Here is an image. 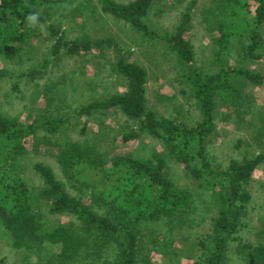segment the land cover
I'll return each mask as SVG.
<instances>
[{
    "label": "rangeland",
    "instance_id": "374dc122",
    "mask_svg": "<svg viewBox=\"0 0 264 264\" xmlns=\"http://www.w3.org/2000/svg\"><path fill=\"white\" fill-rule=\"evenodd\" d=\"M114 1L127 4L132 0ZM190 4L191 0H154L145 22L153 26L158 37L166 33L173 35L181 13ZM210 5L209 0L197 1L189 29L184 34L195 51V66L204 72L217 70L213 51L218 50L215 44L222 36V21L226 16L224 21L237 26L240 35L237 32L230 38L228 55L218 58V61L223 59L226 66L231 67L241 62L250 71L264 75V61L246 65L245 59L238 62L242 48L249 43L248 36L242 37L243 34L248 35L251 29L250 35L257 31L264 43V24L260 30L253 29L256 4L247 1L245 7L236 8L233 15L231 11L221 14L206 12ZM38 13L44 18L45 25L58 29V33L56 30V33H51L50 29H44V25L37 26L30 32L28 42L20 44L18 50L15 44L9 48L10 52L0 53V117L29 131L17 154H12V146L4 145L0 149V173H17L26 185L30 202L48 220L59 225L70 221L78 226L74 216L51 215L48 212L50 203L40 196L44 183L33 169L35 164L50 168L64 183L69 194L81 197L85 206L105 216L103 210L92 204L91 191L104 189L109 179L100 172V167L90 168L88 163L83 162L85 166H74L70 170L74 176L67 180L65 170L58 162L61 157L59 146L64 148L66 144L73 143L82 149L100 147L107 168L111 166V159L117 156L153 160L155 153H164V146L147 134H142L137 140L120 143L118 138L127 132L131 124L122 112L109 110L93 111L90 116L80 114V108L85 105L126 92L124 79L117 71V61L126 57L129 63H137L146 70L147 110L156 109L167 120L179 122L187 128L196 127L203 117L193 96V86L184 84L175 55L162 39L149 40L130 25L103 13L96 0L50 3L40 7ZM8 16L0 21L1 25L7 24ZM207 18L210 22L206 21ZM60 35L63 36L62 41L68 43L85 40L107 42L101 48L74 55L68 54L67 47L61 45L55 54ZM31 72H35V76L30 77L28 74ZM36 84L42 94L31 102L30 96L36 90ZM246 93L263 107L259 117L264 116V86L247 87ZM228 113L224 107H217L213 133L203 138L204 155L217 171L225 169L230 160L242 163L264 153V134L252 136L247 125L239 124L237 116L231 115L229 120H225ZM249 119L250 116L245 117V122ZM52 121H60L56 133L49 130ZM240 140L244 142L238 145ZM88 157L93 155L89 153ZM166 163L176 186L192 191L191 207L182 221L176 219L171 222V217L162 216L151 222L152 233L149 229L141 235L138 233L132 250L135 254L132 264H194L199 257L206 255L207 249L210 253L214 251L215 242L209 238L219 239L213 229L217 204L211 192L198 188L186 175L182 164L171 159H166ZM245 188L251 198L240 219L241 234L246 243L264 245V162L256 167ZM1 223L0 260H4L5 264L90 263H68L58 259L57 255L65 250L64 244L32 242L15 245ZM104 246L105 255L99 264H114L115 256L120 253L119 246L112 241ZM223 246L229 248L231 264H247L250 261V250L240 244L227 238Z\"/></svg>",
    "mask_w": 264,
    "mask_h": 264
},
{
    "label": "trees",
    "instance_id": "16d2710c",
    "mask_svg": "<svg viewBox=\"0 0 264 264\" xmlns=\"http://www.w3.org/2000/svg\"><path fill=\"white\" fill-rule=\"evenodd\" d=\"M96 1L103 13L130 25L149 40L162 39L168 45L183 73L184 84L194 88L193 96L203 119L196 127L187 128L179 122L167 120L156 109L147 110V72L137 63H129L126 57L121 58L117 61V71L124 79L126 92L85 105L79 112L89 116L93 111L122 112L131 124L126 128L127 132L118 138L120 143L137 140L142 134H147L164 146V153H155L153 160L117 156L111 159V166L107 168L104 166V155L100 147L82 149L73 143L66 144L64 148L59 146L61 157L58 162L64 168L67 180L74 176L70 170L74 166H85L84 163H88L90 168L100 167V172L109 179L104 189L91 191L92 204L103 210L105 216H100L85 206L81 197L69 194L64 183L50 168L35 164L33 169L44 183L40 196L50 203L48 212L51 215L74 216L75 220H78V226L70 221L66 225H59L48 220L30 202L26 185L20 181L17 173H0V221L5 232L13 239L15 245L32 242L64 244L65 250L58 254L57 258L68 263L87 261L89 264H99L105 255L104 244L112 241L120 248L114 264H132V259L135 258L132 250L136 246L138 233L141 235L142 232L150 230L151 222L162 216L171 217V222L176 219L182 221V217L191 207L192 191L177 187L171 179V170L166 163V159H171L184 166L186 175L198 188L210 191L217 204L213 229L219 239L211 236L209 239L215 242L214 251L210 253L207 249L206 255L199 257L194 264H231L229 248L223 246L227 238L250 250V261L248 260L247 264H264V245L246 243L240 228L241 216L251 198L245 187L256 167L264 162V153L242 163L230 160L225 169L217 171L207 162L203 147V138L213 133L215 111L221 106L229 112L225 120H229L231 115L237 116L239 124L247 125L246 128L251 130L252 136L264 134V116L259 117L263 107L246 93L247 87L264 86V75L250 71L240 62L245 59L246 65L264 61V43L261 42V35L257 31L250 35L252 29L248 31V35L243 34L242 37L248 36L249 43L241 50L239 65L226 66V61H218V58L228 55L230 38L237 34L238 27L227 24L224 16L220 32L222 36L215 44L218 50L213 51V60L218 63V68L213 72H204L195 66V51L184 38L198 0H191V4L181 13L174 34L166 33L163 37H158L153 26L145 22L154 0H132L127 4L114 0ZM209 1L211 5L206 12L221 14L231 11L232 15L236 8L243 7L247 1H253L256 4L253 29L260 30L264 24V0ZM64 2L65 0H0V21L7 19L9 14L7 24H0V53L10 52L9 48L15 44L18 50L20 44L28 42L29 34L34 29L26 24V17L31 13L38 14L37 26L44 25V29H50L53 34L56 33L55 30L58 33V29L45 25L38 10L46 4ZM206 21L210 22V19L207 18ZM61 37L63 38L60 35L56 42L55 54L59 52L61 45L67 47L68 54L74 55L101 48L107 42L85 40L68 43L63 42ZM28 75L35 76V72ZM38 87V84L34 85L36 90L31 93V102L42 94ZM247 116L251 119L245 122ZM50 125L49 130L56 133L57 128H60V121H52ZM28 135V129L0 117V149L4 145L12 146V154H17ZM242 142L240 140L238 145ZM89 153L93 157H88ZM152 232L150 230V233ZM0 264H5V261L0 260Z\"/></svg>",
    "mask_w": 264,
    "mask_h": 264
},
{
    "label": "clouds",
    "instance_id": "9594fccd",
    "mask_svg": "<svg viewBox=\"0 0 264 264\" xmlns=\"http://www.w3.org/2000/svg\"><path fill=\"white\" fill-rule=\"evenodd\" d=\"M38 23V14L31 13L26 17V24L29 28H35Z\"/></svg>",
    "mask_w": 264,
    "mask_h": 264
}]
</instances>
